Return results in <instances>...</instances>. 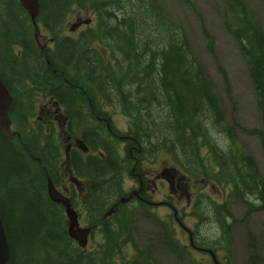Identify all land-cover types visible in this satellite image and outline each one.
<instances>
[{
    "label": "trees",
    "instance_id": "obj_1",
    "mask_svg": "<svg viewBox=\"0 0 264 264\" xmlns=\"http://www.w3.org/2000/svg\"><path fill=\"white\" fill-rule=\"evenodd\" d=\"M225 1L234 23L225 19L224 25L246 58L264 124V32L244 0ZM83 15L91 17L92 24L78 36L65 35L68 24ZM37 20L53 38L51 48L39 49L30 15L19 0H0V67H4L0 77L16 93L10 115L21 126L22 135L21 141L11 140L0 131V212L11 248L10 264H98L99 259V264H156L153 253L132 237L128 209L114 227L98 229L102 237L98 249L83 251L69 237L64 208L50 199L47 177L25 151L26 147L34 153L33 143L37 144L27 131L23 111L31 105L33 86L43 94L57 92L58 98L68 96L76 103L75 96L88 101L78 89L59 83L51 67L62 69L71 83L89 89L93 101L118 102L128 114L129 133L145 143L147 152L162 151L168 164L191 180L210 181L227 190L236 202L247 206L246 214L264 210V178L236 133V127L244 128L237 121L226 122L214 83L195 59L184 28L171 22L157 0H39ZM201 26L210 40L202 17ZM225 83L230 93L226 75ZM61 85L67 89L60 93ZM244 130L258 135L264 148V130ZM37 137L49 141L41 131ZM56 161L44 162L55 166ZM103 165L99 163L97 192L120 193V188L116 192L110 185L118 173L113 170L111 175ZM48 177L57 183L56 172ZM109 194L100 198L96 217ZM198 197L203 200L206 195ZM217 207L223 210L216 220L223 225L227 245L235 219L226 203ZM197 215L201 221L208 218ZM172 216L162 220L154 216L163 226L156 239L178 257H189L175 238ZM128 242L135 250L131 261L125 259Z\"/></svg>",
    "mask_w": 264,
    "mask_h": 264
},
{
    "label": "flooded vegetation",
    "instance_id": "obj_2",
    "mask_svg": "<svg viewBox=\"0 0 264 264\" xmlns=\"http://www.w3.org/2000/svg\"><path fill=\"white\" fill-rule=\"evenodd\" d=\"M51 69L55 76L61 75L63 81L85 94L88 101L82 96H75L77 103L64 96L58 98L57 92L46 96L38 92L36 86H33L29 93L31 105L26 111L24 107L23 111L24 114L27 112V120H29V114L31 115L27 131L31 136H34L37 144L33 143L34 153H31L26 147L25 151L30 154L33 162L40 165L47 181L48 173L56 172L58 179L57 183L55 181L54 183L69 198L77 211L80 226L114 227L117 224L113 220L114 217L118 218L123 210H130L137 206L156 215V210L161 206L171 209L174 215L173 219L177 221L181 213L179 204L183 200H185L184 205L188 208L190 215L196 218L198 212H204L208 215L209 221H213L215 224L213 215H217L223 210L213 206L211 201H200L198 194L201 188L188 178L180 181L182 172L172 182L161 176V171L171 165L157 162L159 160L157 157H160L163 152H147L145 143L138 141L129 133L128 114H125L118 102L109 101L107 98L95 102L88 94L89 89L82 85L72 84L61 73L62 71L54 67ZM10 91L14 102L16 93L12 89ZM35 93L36 96H34ZM121 117L127 120H123ZM32 119L33 123L30 122ZM40 130L50 133V139L54 143L41 140L39 137L36 138V134ZM16 138L21 141L20 132L13 140ZM44 157L46 159H43ZM44 161L49 163L56 161V165H46ZM100 162L104 163V168H108L106 170L111 171V175L114 174L113 170L118 173V179L111 181L110 185L111 190L117 192L120 188L121 192L110 193V199L104 205L100 215L93 217L92 204L94 205V198L100 193L97 192L100 190L97 174ZM127 177L131 180L130 185H127ZM208 187L213 188V185L210 186L207 183L206 188ZM219 195L223 199V193H219ZM125 197H130V199L124 203L119 202L121 198ZM213 199L218 202L215 198ZM89 205L91 211L88 210ZM205 205L207 206L203 208ZM111 208H114L113 213L105 217L106 212ZM175 210H177L178 216H175ZM222 227V225L215 224L217 231L223 229ZM181 229L180 231L189 244H184V246L189 251L204 252L208 254L210 260H212V256L206 251L207 248L214 250L217 257L219 252L223 251V243L211 245L212 241L217 242L212 237L209 238L194 228L181 227ZM175 233L179 239L177 229ZM217 238L220 239V236ZM96 245L98 246V243ZM84 251H88V247Z\"/></svg>",
    "mask_w": 264,
    "mask_h": 264
},
{
    "label": "rangeland",
    "instance_id": "obj_3",
    "mask_svg": "<svg viewBox=\"0 0 264 264\" xmlns=\"http://www.w3.org/2000/svg\"><path fill=\"white\" fill-rule=\"evenodd\" d=\"M162 7L165 15L172 23L184 28V33L188 36L195 59L198 60L211 77L214 83V91L218 98L219 104L224 111L226 122L233 125L237 121L244 129H261L264 130V124L261 120L258 101L250 78L246 58L241 52L239 41L226 29L225 19L234 23V15L229 12L225 0H157ZM250 16L258 22V25L264 32V0H244ZM84 18L87 16H83ZM201 17L204 20L205 28L211 35V38L205 36L201 26ZM87 26H81L76 32L66 28L65 34L78 36L80 32L86 30ZM50 36L42 32L41 42L49 43ZM214 49L211 52L209 45ZM4 67H0L3 70ZM228 79L230 93L227 92L225 75ZM71 94V91H69ZM27 105V104H26ZM27 108V106H26ZM25 108V111H26ZM18 118V117H17ZM123 120H127L121 117ZM19 119V118H18ZM31 115L29 116V120ZM33 121V119L31 120ZM14 126V124H13ZM240 127H236L237 137L242 144L244 151L251 154L260 169L264 178V148L258 135L246 132ZM157 162L168 163L167 155L161 154L157 157ZM154 162V161H153ZM150 162V163H153ZM156 162V163H157ZM205 183L212 184L210 181ZM131 180L127 177V185ZM107 191L109 189L107 188ZM206 194L205 199L214 197L217 201L226 203L232 211L235 219L231 226V239L229 243L224 241L223 229L217 231L212 221H201L190 216L186 208L185 200L181 201L179 208L182 209L180 215H184V223L189 227H194L203 235L217 240L211 242L213 245L223 242V264H264V210L256 211L251 214L247 213V206L236 202L228 193L215 185L211 188H203ZM219 193H223V199ZM109 193H99L94 198L93 213L96 217L101 204L100 198ZM133 213L131 228L132 237L142 248L153 253L156 264H188L185 258H179L171 249L165 248L157 241V234L161 232L157 223L146 214L145 208H130ZM157 216L161 219L168 218L173 211L164 207L156 210ZM117 217V216H116ZM120 218V217H118ZM118 218H113L114 221ZM116 219V220H115ZM232 219L228 220V224ZM175 228L179 231L181 227L176 224ZM179 238L181 244H188L181 232ZM220 236V239L217 238ZM161 238V236H160ZM102 242V237L96 229L94 238L89 242L88 250L96 248V243ZM127 259L132 260L135 250L132 243L126 244ZM195 260L202 261L205 255L199 251H191ZM202 256V257H201ZM102 263V261H100ZM197 264H200L197 262ZM204 264H213L205 262Z\"/></svg>",
    "mask_w": 264,
    "mask_h": 264
},
{
    "label": "water",
    "instance_id": "obj_4",
    "mask_svg": "<svg viewBox=\"0 0 264 264\" xmlns=\"http://www.w3.org/2000/svg\"><path fill=\"white\" fill-rule=\"evenodd\" d=\"M22 5L28 10L29 14L33 19V24L35 26L34 37L41 49L44 48L39 41L40 29L37 24L36 18L39 15V3L38 0H21ZM89 24L90 20L86 19L84 21H79L71 25L70 30L75 31L82 23ZM13 101V98L0 79V131L10 139H13L17 133L11 129V120L9 118L8 111L10 105ZM180 173L179 170L175 168H167L161 172V176L165 179L175 178ZM185 176L182 175L180 180L184 179ZM48 194L51 200L55 203L63 205L65 208V213L68 219V234L69 236L77 241L78 245L82 248H86L88 243V238L91 234L92 227H82L79 224L78 213L73 208L69 198H67L62 192H60L54 185L51 179L48 180L47 184ZM130 197L121 198L120 202H127ZM114 211V208H111L106 214L105 217L111 215ZM215 261V264H221L215 253L212 250H208ZM11 261V248L8 242V237L6 234V229L3 223L2 215L0 212V264H10Z\"/></svg>",
    "mask_w": 264,
    "mask_h": 264
},
{
    "label": "bare ground",
    "instance_id": "obj_5",
    "mask_svg": "<svg viewBox=\"0 0 264 264\" xmlns=\"http://www.w3.org/2000/svg\"><path fill=\"white\" fill-rule=\"evenodd\" d=\"M65 89H66V88H65ZM65 89H64V88H62V89H61V92H62V91H64ZM61 92H60V93H61ZM60 93H59V94H60ZM64 97H66V98H67L68 96H64ZM72 105H73V104H72ZM143 155H144V154H143ZM99 171H100V170H99ZM118 177H119V176H118ZM118 177H117V179H118ZM121 232H122V231H121ZM219 246H220V245H219ZM100 261H102V260H100ZM99 263H101V262H99ZM99 263H98V264H99Z\"/></svg>",
    "mask_w": 264,
    "mask_h": 264
}]
</instances>
